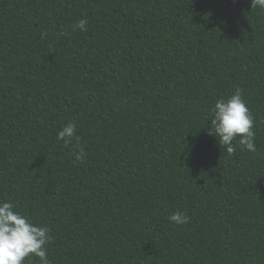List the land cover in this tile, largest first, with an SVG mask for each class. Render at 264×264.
Here are the masks:
<instances>
[{
	"label": "trees",
	"instance_id": "1",
	"mask_svg": "<svg viewBox=\"0 0 264 264\" xmlns=\"http://www.w3.org/2000/svg\"><path fill=\"white\" fill-rule=\"evenodd\" d=\"M80 19L87 31H72ZM42 34L43 38H42ZM239 87L256 152L211 107ZM76 125V143L56 139ZM51 264H264V9L250 0H0V201ZM189 216L176 225L174 212ZM25 264H38L26 258Z\"/></svg>",
	"mask_w": 264,
	"mask_h": 264
},
{
	"label": "clouds",
	"instance_id": "2",
	"mask_svg": "<svg viewBox=\"0 0 264 264\" xmlns=\"http://www.w3.org/2000/svg\"><path fill=\"white\" fill-rule=\"evenodd\" d=\"M251 8L264 9V0H250ZM87 20L80 19L72 31H87ZM42 34V38H43ZM211 129L209 134L216 137L218 144L228 154L236 151L233 141L239 137L242 150L256 152L254 118L242 97L239 87L227 98L217 99L211 107ZM56 139L68 146L75 141L77 150L72 153L75 162L83 163L86 153L79 146L80 137L74 123L65 124L57 131ZM14 201H0V264H25L26 258H38V264H51L47 245L53 236L47 226L38 225L28 216L16 211ZM168 220L176 225L188 223L189 216L174 212Z\"/></svg>",
	"mask_w": 264,
	"mask_h": 264
}]
</instances>
